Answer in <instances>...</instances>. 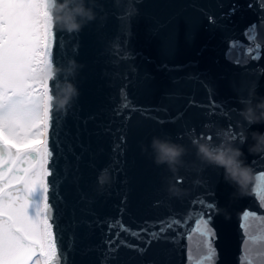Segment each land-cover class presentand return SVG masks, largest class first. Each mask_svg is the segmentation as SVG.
<instances>
[{
	"label": "water",
	"instance_id": "obj_1",
	"mask_svg": "<svg viewBox=\"0 0 264 264\" xmlns=\"http://www.w3.org/2000/svg\"><path fill=\"white\" fill-rule=\"evenodd\" d=\"M77 2L60 0L68 7ZM84 3L93 9L95 19L81 20L82 27L71 31L57 23L54 45L58 71L54 95L68 84L78 93L59 108L56 135L50 134L55 149L50 165L54 175L49 177L55 196L50 195V203L55 206L68 264H101L106 241L118 231L109 233L106 221L120 219L133 230L170 216L183 221L193 208L191 202L200 197L216 204L211 226L217 236L218 264H239L240 217L245 210L264 214L254 193L256 176L264 171V152H249L251 136L245 143L234 140L252 172L240 194L225 181L222 168L197 159L191 139L204 141L198 133L212 134L216 139L211 143L217 144L221 136H229V125L238 135L242 129L264 132V122L248 125L240 115L251 84L256 92L253 102L264 97V74L257 71L264 68V49L258 61L242 64L235 58L243 49L226 56L235 41L250 43L244 32L259 23L256 0H139L130 37L118 19L129 0H119V6L117 0ZM234 6L235 13L222 18ZM257 39L264 41V28H258ZM121 89L140 111L121 108ZM212 101L220 107L210 112ZM121 134L126 142L119 151L114 145ZM154 136L187 148L175 173L154 162L149 147ZM178 178L183 183H176ZM169 181L178 195L168 191ZM180 231L169 229L167 235L175 237ZM120 239L145 246L123 232L116 244ZM197 243L193 232L175 242L153 241L143 255L120 246L109 264H190Z\"/></svg>",
	"mask_w": 264,
	"mask_h": 264
},
{
	"label": "snow or ice",
	"instance_id": "obj_2",
	"mask_svg": "<svg viewBox=\"0 0 264 264\" xmlns=\"http://www.w3.org/2000/svg\"><path fill=\"white\" fill-rule=\"evenodd\" d=\"M138 2L129 0L118 17L127 37L131 36L132 19L139 14ZM59 3L60 0H0V264H68V254L54 214L55 206L50 203V195L55 196V183L49 180L54 175L50 165L55 161L50 134L56 135L59 121L56 114L59 107L53 103L58 78L54 67V45L57 44L54 9ZM256 6L260 10L259 23H252L244 32L250 43L244 45L235 41L226 52V56L231 57L236 49L244 50L236 55V64L261 58L264 41L258 42L257 36L258 28H264V0H256ZM235 11L234 6L222 18L230 17ZM208 20L215 24L214 17L208 16ZM257 71L264 74V68ZM188 78L199 80L198 76ZM208 90L211 94L212 90ZM121 92V108L140 111L127 98L126 90L121 89ZM218 107L212 101L210 112ZM180 115L173 118V122ZM126 119H130V115ZM228 133L233 140L242 136L232 125L228 126ZM198 136L209 143L216 139L212 134L198 133ZM125 142L126 137L121 134L114 149L122 151ZM176 183H183V179L178 178ZM254 193L264 209V171H259L256 176ZM191 203L193 208L183 221L170 216L145 222L138 230L124 225L120 219L106 221L109 233L113 229L118 231L115 238L106 241L108 247L101 264H109L120 246L143 255L153 241L175 242L178 238H188L193 232L198 243L190 264H218L217 236L211 226L216 204L203 197ZM120 212L122 214L124 209ZM178 228L183 231L177 232V236L167 235L169 229L176 231ZM240 228L243 243L239 264H264V214L245 210L240 217ZM121 232L145 246L122 239L116 244Z\"/></svg>",
	"mask_w": 264,
	"mask_h": 264
},
{
	"label": "clouds",
	"instance_id": "obj_3",
	"mask_svg": "<svg viewBox=\"0 0 264 264\" xmlns=\"http://www.w3.org/2000/svg\"><path fill=\"white\" fill-rule=\"evenodd\" d=\"M56 23L64 24L68 29L78 30L84 22L95 19V12L92 8L86 7L84 0H78L73 7H68L66 3H59L54 9ZM74 86L68 84L62 89L61 94L54 97L53 103L64 108L74 95H77ZM256 96L255 84H251L248 89V98L244 107L240 110V115L248 125L264 122V97L259 99ZM240 143L247 142L249 136L253 143L249 145V152H264V132H248L242 129ZM192 146L196 149L197 159L205 164H212L224 170V179L232 184L237 192L243 194L252 180L251 169L245 164L241 148L234 142L231 136H221L219 143L212 144L207 140L201 141L195 137L191 139ZM149 147L152 149L153 160L157 165H167L169 171L175 173L183 164V157L187 148L171 140L154 136ZM168 191L173 195H178L179 190L169 181Z\"/></svg>",
	"mask_w": 264,
	"mask_h": 264
}]
</instances>
